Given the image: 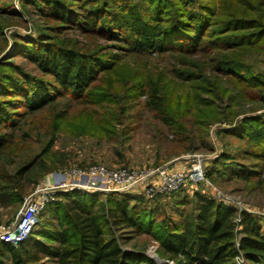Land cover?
I'll return each instance as SVG.
<instances>
[{"label":"trees","instance_id":"1","mask_svg":"<svg viewBox=\"0 0 264 264\" xmlns=\"http://www.w3.org/2000/svg\"><path fill=\"white\" fill-rule=\"evenodd\" d=\"M254 1L255 6L247 0H180L185 9L179 10L183 6L170 0H23L25 11L36 12L41 22L36 25V37L28 42L18 34L11 36L16 54L11 58L3 56L10 45L5 31L21 15L8 0H0V207H16L23 201L26 177L34 170L39 169L40 179L57 171L59 166L48 164L55 158L51 149L75 108L84 109L87 123L100 117L95 128L105 134L119 122L127 100L148 93L145 107L170 129L176 144L190 151L197 147L192 148L193 131L188 125L196 128L197 138L206 144L202 136L210 125L236 121L240 115L236 103L238 108L250 102L263 105L264 67H258L253 56L264 55V0ZM76 31L104 38L112 47L85 51V45L63 37ZM172 52L206 54L214 62L208 70L211 75L217 72L221 74H215L217 78H230L237 93L227 98L226 113L220 110L226 98L200 64L187 81L199 82L194 90L213 94V98L198 107L199 97L188 100L191 107L184 113H192L190 123H181L185 116L166 105L159 87L163 72L154 78L151 71L126 63L122 73L116 70L126 54L163 56ZM18 56L39 74L17 64ZM259 61L264 64V59ZM107 75L110 82L97 87ZM110 105L114 108L109 109ZM87 106L103 112L90 111ZM235 125L221 134L248 140L239 155L244 159L237 161L225 151L208 174L264 183V113L245 116ZM34 138L40 151L32 145ZM184 193L171 196V207L180 213L187 206ZM57 197L61 199L41 215L48 213L55 221H42L18 246L0 242V264H156L143 252L125 250L110 232L111 222L151 235L160 242L162 254L178 259L179 264H233L241 255L251 263L264 264V223L242 212L243 237L236 244L237 210L200 192L194 194L192 211L184 221L166 216L160 223L155 222V211L144 209L139 215L137 205H130L131 201L137 204V195L110 194L106 203H101L99 194L77 191Z\"/></svg>","mask_w":264,"mask_h":264},{"label":"rangeland","instance_id":"2","mask_svg":"<svg viewBox=\"0 0 264 264\" xmlns=\"http://www.w3.org/2000/svg\"><path fill=\"white\" fill-rule=\"evenodd\" d=\"M8 2L11 3L21 15L18 19H15L12 26L5 31L10 45L7 50H5L3 56L6 57L8 55V57L12 58L13 55L16 54L13 52L14 44L12 43L13 40L11 36L18 34L28 42L29 39L36 37V25L41 21L36 12H32L31 10V12L28 11L27 13L25 11L22 4L23 0H8ZM170 2L180 3L182 6L184 5V2H180V0H170ZM247 4L255 6L257 2L254 0H247ZM164 9L167 8L164 7ZM184 9L183 6V8L179 10ZM63 37L73 42L75 41L78 45H85L87 47L85 51L89 49L99 50L100 47L104 46L112 47V43L104 38L85 36L77 31L68 32L64 34ZM122 57H124V60L116 69L119 74L122 73L121 67L124 63L131 64L132 67L138 65L142 69L151 71L154 78L158 77L159 73H164L159 87L163 91L162 94L166 96V105L171 107L170 110L176 114L180 113L182 117L185 116L181 123H190L189 121L192 119V113L189 116L184 113L187 108L191 107V104H188L189 99L193 100L196 96L199 97L200 101L195 104V107H198L197 105L201 103L205 104V101H209L213 98V94H203L194 90L200 87L201 84L199 82L187 81L189 76L196 74L195 71L197 67H199V64L204 66L207 71L208 79L212 83H215L216 88L219 87L221 89V96L226 98L223 102L224 104L221 105V112L226 113L225 106L228 102L227 98L234 97L237 93L235 85L230 82V78H226L225 76L217 78L215 74L221 75L217 72H212L213 74L211 75L208 70H211L214 62L210 61L209 56L203 53L191 56H183L176 52L166 53L163 56H136L126 54ZM253 57H257V60L254 59L253 62L256 63L258 67H264V64H262L263 62L259 61L264 59V55H254ZM15 62L25 66L26 69H30L35 74H39L24 57L18 56L15 58ZM187 71H189V73H187ZM178 72L183 75L179 77ZM109 77L108 75L103 76L96 86L99 87L105 82H110ZM227 90H229V92H227ZM147 100L148 93L140 94L132 101L127 100L125 112L121 115L119 122L113 126V130L105 134L100 132V128H95V123L100 124V117L96 116L94 117L93 123H87L84 118V115L87 117V114L83 113L84 109L77 108L79 111H77L76 108L73 109L67 116L64 122V128L59 132L58 138L51 149V152L55 153V158L48 160L49 165H57L59 168L57 171L45 175L43 179H40L39 169L31 172L26 177L23 201L16 207H0V222L6 224L14 221L22 209L25 199L29 197L39 183L43 185L62 184L66 179V174L69 172L73 173L81 169L87 170L96 166L105 167L110 170L128 169L138 172L146 171V173L163 168L184 170L186 172L189 171L191 164L196 162L202 165L207 182L205 181L204 183L193 186L189 185L184 189L185 193L183 196L186 197L187 206H183L182 213L171 207L173 206L172 195L159 196L153 200H148L142 195H137L140 197L137 204L131 201L130 205H137L139 208V215L141 211L145 212L144 209L148 212L155 211L153 213L156 223H160L166 216L180 222L184 221L189 213H191L194 205V194L200 192L202 195L215 200L218 204L222 203L224 206L237 210V216L234 220L237 226L236 244H239L243 237L242 227L240 221H238L242 212L257 217L264 223V183H260L256 179L248 183L235 179H223L218 175L211 177L208 174L213 163L219 160V157L222 156L225 151L234 155L237 161L244 159L242 155H239L242 154V145L248 140H240L235 135L225 136L221 134V132H224V130L232 131L233 128L235 129V124L245 116H254L264 113V104L255 105L250 102L244 108H238L236 103L235 107L240 114L236 118V121L233 123L232 121H223L210 125L209 130H205L206 134L204 136L201 135L205 139L206 144H202L201 140L197 138L199 134H197L196 128L190 127L187 124L188 128L193 131V133H191V137H194V141L191 143L192 148L197 147V150L186 151L184 146H180L174 142L175 138L172 132L157 118V115L145 107ZM123 104L125 105V103ZM124 105L121 104V107ZM102 106H106V104ZM108 108L113 109L114 106L110 105ZM256 108H259V111L255 112L256 114H252L251 112H254ZM87 109L97 112L101 110L103 112L99 107L87 106ZM117 109H120V107H117ZM32 141L34 142L32 145H34L35 151H40L37 140L34 138ZM63 163L65 165L62 167ZM85 181L86 179L83 180V182ZM65 182L72 184V179H67ZM107 195L108 194H99L101 203H106L105 197ZM116 195L123 196L124 194ZM219 197L227 203L220 202ZM142 198L145 203L142 202ZM60 199L61 197H56L50 205L57 203ZM162 206L168 207L166 211ZM47 218L54 220L50 214L46 213L42 216L35 230H38L42 221H45ZM110 232L118 238L121 246L125 250L143 252L153 259L156 264H179L178 259H173L162 254L160 242L149 234L139 233L133 229L116 226L112 222L110 225ZM237 263L254 264L249 262L243 255H241L238 260H235L233 264Z\"/></svg>","mask_w":264,"mask_h":264},{"label":"built area","instance_id":"3","mask_svg":"<svg viewBox=\"0 0 264 264\" xmlns=\"http://www.w3.org/2000/svg\"><path fill=\"white\" fill-rule=\"evenodd\" d=\"M65 180L72 179V184L39 183L25 199L24 205L14 221L0 222V242L18 246L25 242L38 227L41 215L59 193L78 191L90 194H124L142 195L148 200L159 196L172 195L184 190L187 186L207 182L206 174L200 163L193 162L189 171L170 170L169 168L154 171L138 172L136 170H110L96 166L87 170L69 172ZM86 179L85 182L83 180ZM220 202L227 203L219 197ZM238 221H240V216ZM239 257L236 259L238 260ZM239 264V263H237Z\"/></svg>","mask_w":264,"mask_h":264}]
</instances>
